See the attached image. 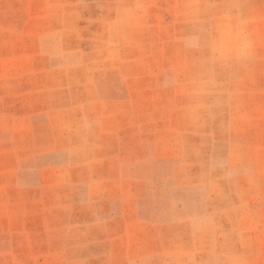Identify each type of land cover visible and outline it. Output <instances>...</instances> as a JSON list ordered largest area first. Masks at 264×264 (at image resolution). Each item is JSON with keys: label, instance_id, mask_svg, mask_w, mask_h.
Segmentation results:
<instances>
[{"label": "rangeland", "instance_id": "rangeland-1", "mask_svg": "<svg viewBox=\"0 0 264 264\" xmlns=\"http://www.w3.org/2000/svg\"><path fill=\"white\" fill-rule=\"evenodd\" d=\"M0 264H264V0H0Z\"/></svg>", "mask_w": 264, "mask_h": 264}, {"label": "clouds", "instance_id": "clouds-1", "mask_svg": "<svg viewBox=\"0 0 264 264\" xmlns=\"http://www.w3.org/2000/svg\"><path fill=\"white\" fill-rule=\"evenodd\" d=\"M214 57L219 59L244 60L250 55L251 42L242 31L227 22L216 25L215 34L208 41Z\"/></svg>", "mask_w": 264, "mask_h": 264}]
</instances>
